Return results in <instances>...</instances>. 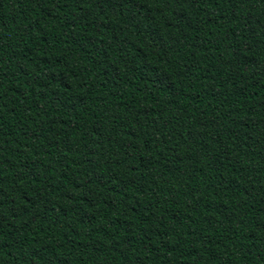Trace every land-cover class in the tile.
Masks as SVG:
<instances>
[{
  "label": "trees",
  "instance_id": "trees-1",
  "mask_svg": "<svg viewBox=\"0 0 264 264\" xmlns=\"http://www.w3.org/2000/svg\"><path fill=\"white\" fill-rule=\"evenodd\" d=\"M0 264H264V0H0Z\"/></svg>",
  "mask_w": 264,
  "mask_h": 264
}]
</instances>
